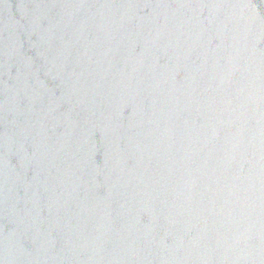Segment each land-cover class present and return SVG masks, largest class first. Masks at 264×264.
Listing matches in <instances>:
<instances>
[{"label":"water","instance_id":"obj_1","mask_svg":"<svg viewBox=\"0 0 264 264\" xmlns=\"http://www.w3.org/2000/svg\"><path fill=\"white\" fill-rule=\"evenodd\" d=\"M0 264H264V0H0Z\"/></svg>","mask_w":264,"mask_h":264}]
</instances>
